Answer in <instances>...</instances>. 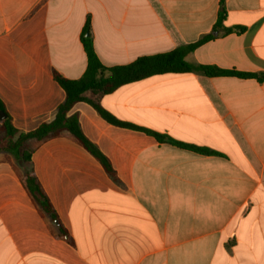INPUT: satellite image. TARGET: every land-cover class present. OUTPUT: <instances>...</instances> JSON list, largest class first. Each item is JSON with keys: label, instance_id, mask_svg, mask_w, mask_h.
<instances>
[{"label": "crops", "instance_id": "obj_1", "mask_svg": "<svg viewBox=\"0 0 264 264\" xmlns=\"http://www.w3.org/2000/svg\"><path fill=\"white\" fill-rule=\"evenodd\" d=\"M220 1L0 0V98L13 125L29 132L55 118L66 93L53 75H84L88 19L101 62L126 65L211 33ZM225 9L232 33L187 62L264 73V0H225ZM100 103L119 120L214 153L160 143L76 104L69 116L118 180L65 138L34 153L33 172L68 230L62 238L14 173L13 156L0 152V264H264V80L168 73Z\"/></svg>", "mask_w": 264, "mask_h": 264}, {"label": "trees", "instance_id": "obj_2", "mask_svg": "<svg viewBox=\"0 0 264 264\" xmlns=\"http://www.w3.org/2000/svg\"><path fill=\"white\" fill-rule=\"evenodd\" d=\"M225 18V0H221L218 20L212 32L203 36L197 42L180 46L169 52L141 56L130 64L111 67L105 66L95 51L90 34V20L88 19L81 35V42L87 56V69L84 75L77 80L65 78L58 72H54V79L65 91L66 99L58 107L55 118L52 121L41 124L35 130L22 132L13 125L12 118L7 113L5 105L0 98V112H4L6 115L4 119H0V152L9 153L19 161L30 162L33 153L43 144L50 140L65 138L84 148L101 164L109 177L113 180H118L111 161L87 138L81 129L78 117L69 116L70 111L76 104L86 102L107 123L113 126L144 132L153 136L160 143H168L182 149L192 150L201 154L214 153L207 148L191 145L176 140L169 135L119 120L102 107L100 100L103 96L113 93L123 85L154 75L168 73L196 72L208 77L232 76L242 79L253 78L262 82L264 80V73H250L236 69H223L214 65L191 64L187 62L186 56L190 52L215 39L222 32L224 34L232 33V29L223 27ZM238 29L242 31L244 28ZM88 33L89 36L87 35ZM87 94L90 96H87ZM12 169L19 177L23 188L28 193L39 214L49 216L52 220L57 221L60 225L61 237H67L68 230L61 224L59 216L36 174L33 171H27L24 176H20L14 167Z\"/></svg>", "mask_w": 264, "mask_h": 264}, {"label": "rangeland", "instance_id": "obj_3", "mask_svg": "<svg viewBox=\"0 0 264 264\" xmlns=\"http://www.w3.org/2000/svg\"><path fill=\"white\" fill-rule=\"evenodd\" d=\"M34 155V153H33ZM33 155L31 157V161L30 162H25L23 160L19 161L17 159H15L14 157H12V160L13 161V167L22 175H25V173L27 171H33L32 169V162H33Z\"/></svg>", "mask_w": 264, "mask_h": 264}, {"label": "water", "instance_id": "obj_4", "mask_svg": "<svg viewBox=\"0 0 264 264\" xmlns=\"http://www.w3.org/2000/svg\"><path fill=\"white\" fill-rule=\"evenodd\" d=\"M89 36V33L87 34ZM6 117L4 112H0V119H4Z\"/></svg>", "mask_w": 264, "mask_h": 264}]
</instances>
